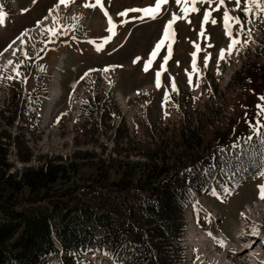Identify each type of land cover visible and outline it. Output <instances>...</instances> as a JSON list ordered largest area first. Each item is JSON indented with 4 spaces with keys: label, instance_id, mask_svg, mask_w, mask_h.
<instances>
[{
    "label": "rangeland",
    "instance_id": "374dc122",
    "mask_svg": "<svg viewBox=\"0 0 264 264\" xmlns=\"http://www.w3.org/2000/svg\"><path fill=\"white\" fill-rule=\"evenodd\" d=\"M59 3L61 0H0L4 13L0 20V52L4 50L0 88L7 86L15 96L9 104L12 113L0 121V144L4 145L0 146V170L7 167V177L46 160L69 165L66 177L48 190L55 195L53 199L67 200L70 206L106 207L115 221L142 226L140 205L150 195L147 185L166 176H159V165L169 173L177 166H191L194 139L200 138V144L192 154L210 161L214 151L227 144L237 145L258 132L264 121L257 107L264 104V10L253 4L250 12L244 11L248 0H240L239 6L236 0H224L223 4L220 0H197L194 6L198 10L185 14L181 7L184 0H161L155 17L150 18L128 10L155 8L156 0H69L53 12H57L56 18L36 23ZM101 6L115 18L111 32ZM225 9L240 20L239 24L230 21L240 43L231 55L225 52L221 58L220 49H227L230 42L224 31ZM172 17L173 34L165 39L162 32ZM158 43L160 48L152 56ZM193 53H197L199 71L193 70ZM8 60L12 63L7 64ZM164 62L157 85L156 73ZM78 79L79 85L72 87ZM14 87L22 88L20 96ZM6 91H0V99L6 98ZM19 101L25 105L20 107ZM2 148L7 155L4 158ZM9 181L19 182L20 175ZM261 184L264 175L227 195L215 192L191 198L182 226L183 264H216L210 255L221 249L205 245L204 250L194 251L200 246L197 238L201 231L193 228L190 209L207 205L216 211L222 219L212 231L222 230L232 244L237 242L236 228L240 224V229L243 219L253 234L264 239V207L256 213L258 202L264 201L258 188ZM67 189L70 194L60 197ZM23 194L27 197L28 190H14L11 198L0 195V219L3 210L26 206L19 205ZM245 205L246 213L249 207V213L255 214L240 219ZM199 223L202 228L210 227L202 218ZM133 239L130 235V241ZM260 247L252 251L257 258L261 255L258 261L264 257ZM235 254L239 257L238 249ZM83 259L82 264H100L95 257ZM109 259L105 264H138L123 253ZM62 260L55 257L50 264ZM255 264H264V260Z\"/></svg>",
    "mask_w": 264,
    "mask_h": 264
},
{
    "label": "trees",
    "instance_id": "16d2710c",
    "mask_svg": "<svg viewBox=\"0 0 264 264\" xmlns=\"http://www.w3.org/2000/svg\"><path fill=\"white\" fill-rule=\"evenodd\" d=\"M245 138L238 145L214 151L210 161L192 154L200 144V138L194 139L190 148L191 166H177L169 173L164 165H159V176H166L147 185L150 195L140 205L142 226L136 227L115 221L106 207L77 203L70 206L67 200L53 199L55 195L48 190L66 177L69 165L46 160L7 177V167L1 168L0 195L11 198L14 190L24 193L27 189L28 196L23 194L24 200L19 203L25 204L24 208L3 210L0 264H40L48 256H59L67 264H81L82 255L90 250L111 256L123 253L138 264H174L181 249L183 204L190 188L224 195L254 181L264 171V122L250 139ZM28 159L29 156L23 158ZM17 175L19 182L9 181ZM68 190L60 197L69 195ZM53 237L60 240V246Z\"/></svg>",
    "mask_w": 264,
    "mask_h": 264
},
{
    "label": "snow or ice",
    "instance_id": "6c2138e0",
    "mask_svg": "<svg viewBox=\"0 0 264 264\" xmlns=\"http://www.w3.org/2000/svg\"><path fill=\"white\" fill-rule=\"evenodd\" d=\"M33 2H35V0H33ZM68 2H69V0H61V3H65L66 4ZM99 2H100V0H97V3H99ZM160 2H161V0H156V7L155 8L129 9L128 11L142 12L145 15L149 16L150 18H154L155 15H156V13H157V11H158V9H159ZM191 3L193 5V7H191V8H189L187 6V4H186V6L184 8L185 14H187V12L189 10H191V11H197L198 10L194 6L197 3V0H191ZM223 3H224V0H220V4H223ZM239 3H240V0H236V6H239ZM248 4H249V7H247V8L244 9V11H246V12H250L251 11V5H253V4H256L262 10H264V4H260L259 3V0H248ZM95 6L96 5H93V4H85V7H95ZM121 15H122V13H121ZM208 15L209 14L206 12L205 13V16H204L205 20L208 19ZM3 16H4V13L2 11H0V20L3 19ZM223 18H224L225 27L228 29L227 30V35L231 38V42L227 46V49H220L219 55H220L221 58H223V56L225 55V52H227L228 55H231L233 49L235 48V46L240 43L239 38L236 37V36H233V32H232L231 27H230V24H229L230 21H235L237 24H239L240 23L239 18L238 17L231 16L228 9H225L224 10V12H223ZM173 19H175V17H173ZM172 23H173L172 20L168 21V25L164 28V38L165 39H170L171 36H172V34H173L172 27H171ZM108 24H109L108 31L111 32L112 31V28L114 27L111 17L108 18ZM50 31L55 32V29H51ZM250 35H251V33H249V36ZM161 43H163V41H161ZM247 43H248V41L245 40L244 41V45H246ZM100 47H101L100 45H97V50H99ZM159 47H160V44H157L156 45V48H159ZM169 51H171V47L170 46H169ZM192 55L195 56V53H193ZM167 59H168V57H165V60H167ZM208 59H209V57L206 55L204 57L205 66H207ZM11 63H12L11 60H8L7 61V64H11ZM6 66L7 65H5V67ZM193 70L194 71H199V69L196 68L195 61H193ZM145 71H147V66L145 67ZM17 76H19V72H17ZM159 76H160V73L157 72L156 73V83H157V85H159ZM189 82H191V74H189ZM173 89L175 90V85H173ZM261 100H264V96L261 97ZM257 107L260 110L259 111V115L261 117H264V104L257 105ZM251 126L253 127V130H255L256 127H257L256 124H253ZM245 139H250V137L245 138ZM259 174L260 175H264V171H261ZM258 188L260 190V196H261V198H264V184L258 185Z\"/></svg>",
    "mask_w": 264,
    "mask_h": 264
},
{
    "label": "bare ground",
    "instance_id": "6f19581e",
    "mask_svg": "<svg viewBox=\"0 0 264 264\" xmlns=\"http://www.w3.org/2000/svg\"><path fill=\"white\" fill-rule=\"evenodd\" d=\"M186 3L185 4H183L181 7H182V11L184 10V8H185V6H186V4H187V6L190 8V7H192L193 5H192V3H191V0H184ZM61 3H59L58 5L56 4V5H54V6H52V9L51 10H49V12L50 13H48V15H46V16H44L43 18H42V20H40V21H37L36 23L38 24V25H41V24H43V23H46L48 20H50V19H52V18H56L57 17V12L56 13H53L57 8H58V6L60 7L61 5H60ZM167 7V6H166ZM99 10H100V12H102V14L104 15V19H105V21L107 22V24H108V18L109 17H111V19H112V22H113V25H115V18H114V16H113V14L107 9V8H105L104 6H101L100 8H99ZM127 12V11H126ZM107 15H106V14ZM124 14V13H123ZM122 14V15H123ZM170 20H172L173 21V23H174V21H175V19H173V17L170 19ZM169 20V21H170ZM172 23V24H173ZM223 24H224V31H225V34L227 35V28L225 27V23H224V21H223ZM229 24H230V22H229ZM168 25V22H167V24H166V26ZM165 26V27H166ZM172 26V25H171ZM230 27H231V24H230ZM231 30H232V28H231ZM25 32H27V30L25 31ZM24 32V33H25ZM28 32H29V30H28ZM163 37H164V30H163ZM228 36V35H227ZM172 37V36H171ZM229 37V36H228ZM230 38V37H229ZM23 40V37H21V39H20V41H22ZM230 42H231V38H230ZM230 42H229V44H230ZM158 44H160V43H158ZM157 45V44H156ZM156 45H155V47L151 50V55H152V53L153 52H156L159 48H156ZM235 48H236V46H235ZM234 48V49H235ZM174 49V48H173ZM192 58H193V61H195V64H196V62H197V53H195V56H192ZM62 67V63H60L59 64V66H58V68L60 69ZM114 67V66H113ZM159 73H160V76H159V80H160V78H161V71H159ZM57 90V89H56ZM59 90V89H58ZM122 99V98H121ZM5 104H7V105H9L10 104V100L9 99H4L3 101H2V103H0V105L1 106H4ZM10 115V114H9ZM256 207V206H255ZM248 209V212H249V210H250V208L248 207L247 208ZM247 214L245 211L244 212H242V214ZM242 223V226L243 225H245V223H244V221H242L241 222ZM257 236V235H256ZM259 237V236H258ZM261 239H262V237H260ZM263 240V239H262ZM239 241V244H238V254H239V257H237V254H234V257H233V260H232V262H235V264H255L256 262L258 263L259 261H258V259H261V255H259V257L257 258V256H255L254 254H253V252L252 251H254V248H253V239L251 238L249 241H247V239L246 238H244V237H242L240 240H238ZM223 245L224 246H226V245H230L229 243H227L226 241H223ZM256 248H258V247H256ZM261 248V247H260ZM258 250H256V252H257ZM87 256H89V257H93L94 255H92V254H89V255H87ZM98 262H100V260L98 259ZM233 264V263H232Z\"/></svg>",
    "mask_w": 264,
    "mask_h": 264
},
{
    "label": "water",
    "instance_id": "95a60500",
    "mask_svg": "<svg viewBox=\"0 0 264 264\" xmlns=\"http://www.w3.org/2000/svg\"><path fill=\"white\" fill-rule=\"evenodd\" d=\"M263 80H264V76H263Z\"/></svg>",
    "mask_w": 264,
    "mask_h": 264
}]
</instances>
